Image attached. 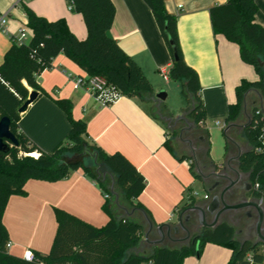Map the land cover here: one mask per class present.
<instances>
[{
  "label": "crops",
  "instance_id": "obj_1",
  "mask_svg": "<svg viewBox=\"0 0 264 264\" xmlns=\"http://www.w3.org/2000/svg\"><path fill=\"white\" fill-rule=\"evenodd\" d=\"M111 2L115 14L110 36L139 66L153 89V95L162 90L166 94L165 100L157 101L153 96L121 97L108 106H100L85 88L73 87V79L85 78L87 75L67 57L58 55L52 61V68L43 71L37 79L46 95H38L37 100L21 114L17 126L38 148L49 152L64 141L69 131L66 116L53 101L69 100L72 117L83 120L86 124V140L107 154L120 152L143 176L145 188L138 202L146 209L149 217L145 212L135 210L124 202L122 196L114 190V179L106 172L100 177L109 184L110 197L103 193L95 180L84 175L81 170L54 183L29 180L25 184L26 195L9 197L2 217L8 233L7 252L12 256L22 258L27 250L39 253L49 251L56 230L54 209L64 210L94 227H102L108 221L101 209L107 198L111 201V211L115 215L124 214L145 223L141 241L149 247L152 245L149 243L150 239H158L155 228L175 223L178 213L189 206L190 197L196 196L195 192L199 193L202 189L204 194L201 198L193 197L194 202H207L224 185V181H221L220 187L208 192L215 179L210 177L201 180L193 177L189 166L194 160L187 153V146L170 136L165 119L157 115L158 108L164 105L173 120L183 112L184 107L171 103V94L178 92L180 88L177 83L162 75V72L167 75L171 61L151 11L142 0ZM224 2L225 0L164 2L165 10L176 18L184 62L196 72L201 87L200 97L206 114L204 126L209 133L210 143V159L201 157L198 163L203 175L212 171V163L222 165L226 173L239 172L238 164L234 163L235 166L231 167L229 161L233 154L241 155L248 147L241 135L245 124L240 122L232 126L235 139L229 140L230 148L227 152L223 119L228 107L236 102L235 88L241 81L253 82L258 79L253 68L241 61L237 45L228 42L221 35H213L209 9ZM256 6L254 20L264 29V0H256ZM26 7L48 21L63 19L73 36L78 40L85 39L87 31L82 16L71 9L68 0H0V17L5 16L6 19V33L0 31V64L12 39L21 28L26 29L28 41L31 39V31L27 28ZM250 97L258 96L256 92H251L246 105L250 102ZM258 101L261 106L260 100ZM254 103L250 102L248 112L254 107ZM245 110L241 121L248 119L249 113ZM177 122H181L183 128H186L184 121ZM172 141L179 145L178 152ZM166 145L173 153L169 152ZM243 147L246 149L243 150ZM184 155L191 159L179 160ZM87 157L92 159L91 154H88L82 156V161ZM239 157L237 156V161ZM92 162L94 166L95 160ZM194 172L196 174L195 165ZM185 215L190 216L184 225L191 237L202 228L193 212H185L183 218ZM145 217L153 224V230L147 235L148 241L144 240L148 230ZM229 224L234 228L235 239L238 240L239 226ZM185 237L186 233L180 231L171 234L169 238L165 237L162 244L175 247L187 242H179ZM230 255L227 247L207 243L199 256H189L182 264H227ZM236 264L258 263L243 260Z\"/></svg>",
  "mask_w": 264,
  "mask_h": 264
},
{
  "label": "trees",
  "instance_id": "obj_2",
  "mask_svg": "<svg viewBox=\"0 0 264 264\" xmlns=\"http://www.w3.org/2000/svg\"><path fill=\"white\" fill-rule=\"evenodd\" d=\"M70 1L71 9L82 16L87 31L85 39L73 36L63 19L48 21L26 7L31 39L22 45L15 44L12 39L0 64V119H9V131L16 141V146L8 144V150L0 153V264H182L189 256H199L207 243L230 250L227 264L243 260L264 264V247L253 246L250 242L241 246L235 241L234 228L222 221L214 228H202L178 246H149L148 252H140L145 223L124 214L115 215L108 198L101 208L108 217L102 227H94L64 210L54 209L56 230L47 253L32 252L30 261L8 254V233L2 221L4 209L9 197L26 195L25 184L29 180L54 183L81 170L110 197L109 184L100 177L106 172L114 179V190L124 202L149 217L138 202L145 188L143 176L120 152L107 154L86 140V124L72 117L69 100L53 101L66 116L69 131L64 141L49 152L38 148L17 126L21 116L17 110L29 90L39 96L46 95L37 79L43 71L52 68V61L58 55L67 57L89 77H103L122 97L153 96V89L139 66L109 34L115 14L111 0ZM142 1L151 11L171 61L167 79L179 85L185 106L189 108L186 118L193 125L189 136L196 150L195 157L209 160V133L204 126L206 114L200 97L201 87L196 72L184 62L176 18L165 10V0ZM256 11V0H225L209 9V19L213 35H221L237 45L241 61L251 66L258 77L253 82L241 81L235 88L236 102L228 107L223 119L224 128L230 127L223 136L228 152L229 140L235 139L232 126L240 122L245 124L241 135L248 147L238 159V170L249 176L252 187L258 184L255 197L264 199V149L257 151L262 146L264 128V29L254 20ZM251 92L257 93L262 105H254L248 112V119L241 121ZM157 115L165 119L170 136L176 139L183 129L182 123H174L164 105L158 108ZM31 153L37 156L32 157ZM88 154L95 160L94 171L81 160ZM187 159L191 158L185 155L179 158L181 161ZM194 165L191 161L189 170L197 178ZM190 203H194L193 197Z\"/></svg>",
  "mask_w": 264,
  "mask_h": 264
},
{
  "label": "water",
  "instance_id": "obj_3",
  "mask_svg": "<svg viewBox=\"0 0 264 264\" xmlns=\"http://www.w3.org/2000/svg\"><path fill=\"white\" fill-rule=\"evenodd\" d=\"M166 97V94L164 91L160 90L156 94L153 95V99L157 101H164ZM38 93L35 91H30L28 93V96L26 100L21 104V106L18 108L17 112L19 114H23L27 108L37 100ZM262 105V103H261ZM245 110V106H244ZM189 111V108H185L182 113H180L178 116H176L173 119V122L176 123L177 121H184L186 124V128H183L180 130L179 134L185 130L190 129L192 124L187 121L186 114ZM230 126H226L223 130L225 132ZM231 141V140H230ZM8 144L11 146H16V141L13 137V135L9 131V119L6 117H3L0 119V153H5L8 150ZM240 154L238 155V157ZM196 168V176L199 177L201 180H205L207 178H214L215 182L212 184V186L208 189V192H211L213 189L220 187V182L222 180L229 182L226 186H223L220 189V192L218 194H215L210 201H196L194 203H190L189 206L181 210L178 215L176 216V221L173 224H162L155 228V231L158 235V239L154 241H150L149 243L154 246H160L164 240L165 237L169 238L171 234H177L180 231L186 233V237L182 240H179V242L188 241L190 239V235L188 234V231L184 225V223L188 222L190 219L189 215H185L183 218V215L185 212H193L196 216L198 224L201 226V228H214L219 222L218 218L219 216L225 212V211H234L238 209H243L247 207H252L258 216L257 222L255 224V236L256 240L252 243L253 246L257 244L264 245V236L261 233V223L263 221V211L258 205L257 201H251L246 200L244 202L238 203V204H229L225 202V198L228 197H236L239 195L238 189H233L232 185L233 182L230 181L227 175H225L223 171L222 165L213 164L212 163V171L209 174L203 175L199 167L195 164ZM221 170H218V169ZM237 176L240 175L238 171H235ZM206 198V197H205ZM207 216H212L211 222H207ZM148 230L146 234L144 235V240H147V235L153 230V224L151 221L145 217ZM235 235V233H234ZM235 241H238L235 239ZM245 242H250L249 240H244L241 242V246ZM192 243H194V240H192ZM197 245V243H196Z\"/></svg>",
  "mask_w": 264,
  "mask_h": 264
},
{
  "label": "flooded vegetation",
  "instance_id": "obj_4",
  "mask_svg": "<svg viewBox=\"0 0 264 264\" xmlns=\"http://www.w3.org/2000/svg\"><path fill=\"white\" fill-rule=\"evenodd\" d=\"M192 131L190 129H185L183 132H181L180 136L178 135L176 140L181 141L184 146H187V149L190 153V156L193 157V160L195 161V148L193 146L192 138H190V133ZM189 138V139H188ZM191 139V140H190ZM238 155H232L230 157L229 165L231 167L235 166V164H238V161L236 160ZM235 163V164H234ZM225 175L228 176L230 181L233 182L232 188L239 190V195L236 197H226L225 202L229 204H238L241 202H244L246 200L251 201H257L258 205L263 211V221L261 223V233L264 236V199H258L255 197V191L252 187V184L249 180V176L245 173H240L239 176H237L234 172H224ZM224 181V180H222ZM222 184V183H221ZM229 184V182L224 181V185L226 186ZM258 216L256 211L252 207H247L243 209H238L234 211H225L223 212L219 218L218 222H227L232 223L235 226H239L240 228V234L237 237L238 241L241 243L244 241V239H250V243L252 244L256 240L255 236V224L257 222ZM212 216H207V222H211ZM258 247H264V245L257 244Z\"/></svg>",
  "mask_w": 264,
  "mask_h": 264
},
{
  "label": "built area",
  "instance_id": "obj_5",
  "mask_svg": "<svg viewBox=\"0 0 264 264\" xmlns=\"http://www.w3.org/2000/svg\"><path fill=\"white\" fill-rule=\"evenodd\" d=\"M69 4L71 5V1ZM0 31L6 33V19L5 16L0 17ZM13 41L17 45L26 44L28 41L27 33L25 28H21L18 31V35L13 38ZM162 75L166 77L167 75L162 72ZM73 87L76 88H85L91 97L100 105V106H108L116 101H118L122 96L113 89L110 85L107 84L105 79L100 76H86L85 78H77L72 80ZM256 114H259V111H256ZM262 118L264 119V115L262 114ZM263 131V142L261 148H258L257 151H261L264 149V128ZM32 157H36V153L29 154ZM258 184L255 183L253 185V189H258ZM9 247V243L6 244V248ZM33 258L32 252L27 250L23 253L22 259L26 261H30ZM250 261V260H248Z\"/></svg>",
  "mask_w": 264,
  "mask_h": 264
},
{
  "label": "rangeland",
  "instance_id": "obj_6",
  "mask_svg": "<svg viewBox=\"0 0 264 264\" xmlns=\"http://www.w3.org/2000/svg\"><path fill=\"white\" fill-rule=\"evenodd\" d=\"M170 100H171V103H172L173 105L178 106L179 104H181V106L184 107L183 110L186 108V106H185V102H184V99L182 98L181 93H180V89H178V92H175L174 94H171V96H170ZM249 101H250V102H251V101H254V102H255L254 105H258V104H260L259 101H258V99H257L256 97H251ZM250 102L246 105V110H245L246 113L248 112V110H249V108H250ZM172 144H173L175 150L178 152V150H179V145H178L176 142H174V141H172ZM245 149H246V147H245V148L243 147V150H245ZM187 153H189V152H187ZM81 160H82V158H81ZM200 160H201V157H199V156H198V158L195 157V161H194V163L197 165V167H199V166H198V165H199L198 163L200 162ZM82 162H84L85 165H88L89 167H91L93 171L95 170V168H94V166H93V164H92V163H93V162H92V159H89V158L87 157V159H84V161H82ZM99 174H100V173H99ZM203 194H204V193H203V190L201 189L199 193H198V192H195V195H196V196H193V197H194V198H201ZM150 241H152V240L150 239ZM161 245H162V244H161ZM151 246H154V245H151ZM138 250H139L140 252H143V251H144V252H148V247H146V246L142 243L141 246L138 248Z\"/></svg>",
  "mask_w": 264,
  "mask_h": 264
}]
</instances>
